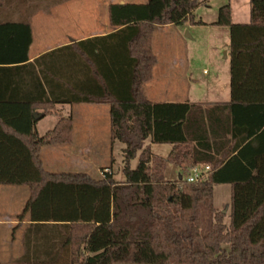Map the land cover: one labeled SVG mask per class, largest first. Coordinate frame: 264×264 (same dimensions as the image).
I'll list each match as a JSON object with an SVG mask.
<instances>
[{
	"label": "trees",
	"instance_id": "trees-1",
	"mask_svg": "<svg viewBox=\"0 0 264 264\" xmlns=\"http://www.w3.org/2000/svg\"><path fill=\"white\" fill-rule=\"evenodd\" d=\"M205 3L113 4L108 17L116 32L27 65L42 73V114L33 102H0V185L30 190L18 220L30 213L33 223L71 230L72 262L23 264H264V0H250L246 24L232 22L229 5L219 11L216 25L231 37L228 104L154 103L145 91L158 65L157 27L202 25L195 12ZM32 44L28 22L0 23V67H27ZM58 104L109 106L111 144L125 145V182L111 172L95 179L46 169L42 149L73 142L72 117L44 136L37 132ZM149 139L171 145L168 157L155 155ZM168 164L187 174L210 170L199 182L168 181ZM222 185L231 187L229 225L213 205Z\"/></svg>",
	"mask_w": 264,
	"mask_h": 264
},
{
	"label": "rangeland",
	"instance_id": "rangeland-1",
	"mask_svg": "<svg viewBox=\"0 0 264 264\" xmlns=\"http://www.w3.org/2000/svg\"><path fill=\"white\" fill-rule=\"evenodd\" d=\"M149 0H8L7 8L0 13L2 15L16 14L19 20L31 21L33 23L36 15H42V19L49 20V16L56 13H72L73 15H82L83 20L91 23L94 20V15L98 17V24L101 25L103 21L104 8L108 3H129V4H146ZM199 2L207 1L201 5L195 12V19L203 22L202 25H192L189 22L176 26H162L157 28L155 35L156 54L159 58V66L156 71V80H161L162 70L169 65L172 60L170 55L165 57L163 54H170L171 52L179 53L180 64L178 63L175 78L177 83L175 85L165 86L169 87L166 91L161 90V81H159V93L156 96H151V99H159V101H169L172 96L175 97H190V99H199L201 96L209 91L217 92L221 98L230 95V58L226 54H230V29L216 25L219 19V11L222 7L229 5L233 7L234 15L232 22L234 24H246L250 22L251 18V4L250 0H197ZM57 3H71V4H90V8H83V10L76 9L71 11H58L51 7ZM16 10H11V9ZM13 12V13H12ZM85 16V17H83ZM81 18V19H82ZM70 22V21H69ZM96 22V21H95ZM170 92V93H169ZM153 97V98H152ZM179 99V98H178ZM202 99V98H201ZM89 108V109H86ZM91 108V109H90ZM104 110L107 106L102 107ZM92 107L75 108V116L77 121L79 115L87 113ZM96 115V113H95ZM55 118L49 117L41 119L38 123L37 130L41 135H45L47 131L53 129ZM109 124L103 120L101 122L90 123V126L100 127L97 140V145L93 148L77 149L75 154L69 155L70 147L61 146L50 150H57L59 153L56 157L48 158L47 154L43 156L47 163V167L51 171L56 172H85L90 174L95 179L104 177V172H111L114 179L119 182H125L126 178L123 172L124 155L123 150L125 145L119 141L111 144V136L109 131L106 133L104 126ZM76 142H79L77 140ZM146 146L152 148L155 155L167 157L171 152V145L153 144L151 140H147ZM139 164V156L132 161V168L136 169ZM47 169V168H46ZM180 176L186 180L188 174L182 172L180 168L175 165L168 164L165 170V178L168 181H177ZM14 190H20L22 193L28 191L25 187H11L0 186V207L5 214L10 211H19L21 207V193L19 195L13 194ZM214 208L219 211H227L225 224H230V206H231V188L223 185L215 188L214 191ZM9 218V217H8ZM2 227L0 226V230ZM13 233V232H12ZM11 235V234H10ZM3 237V236H1ZM7 237V236H6ZM5 241V235L3 237ZM2 242H0V250H8ZM12 251L2 252L3 261L0 264H23V262L13 261V256L18 254L17 247H13Z\"/></svg>",
	"mask_w": 264,
	"mask_h": 264
},
{
	"label": "crops",
	"instance_id": "crops-1",
	"mask_svg": "<svg viewBox=\"0 0 264 264\" xmlns=\"http://www.w3.org/2000/svg\"><path fill=\"white\" fill-rule=\"evenodd\" d=\"M113 4H127V3L121 2V3H113ZM113 4L112 3L106 4V7L104 8L105 12L103 15V21L101 25L97 23L98 22L97 15H94V20L96 22L93 21L91 24L83 20L84 18H82V15H73L72 13H64V14L56 13L49 16L50 18L49 20L47 19L43 20L42 19L43 16L39 14L34 17L33 23L31 21L19 20L16 14L13 15L4 14L0 16V23L28 22L32 26L33 44L29 51L30 61L26 65H24L27 66L29 64L34 63L37 59L41 58L42 56L56 49L68 46L73 43L90 40L96 37L108 36L116 32L117 30L110 26L109 17H108L109 7ZM51 7H53V9L55 8V10L58 11L72 12L73 10L76 9L83 10V8H90L91 6L90 4L57 3V4H53ZM6 8H7V3L0 10V13H2V11H4ZM11 10H16V9L14 8ZM231 12L233 17L234 11L232 6H231ZM155 35H156V31H155ZM155 38L156 37L154 36V51H156ZM163 55L165 57H167V55H170L169 57L172 60V62L169 65H167L164 70H162L161 80H159L161 81V90L166 91L165 88L169 89V87L167 86L175 85L177 83V79L175 78L177 72L176 69L178 67V63L180 64L179 60L182 57L180 56L179 53L176 52H171L170 54L164 53ZM226 55L227 57L230 58L229 52ZM158 66H159V58H158V65L154 69V78L150 83H148L145 86V91L147 93L148 98L154 103H174V104L189 103V104L214 106V105L228 104L231 100V87H230V95L227 93L226 96H222L221 98L219 97L218 94H216L217 92H213V90H209L204 94V96H201L202 99L201 98L190 99V97H185L184 95L183 97L180 98V97H175V95L172 94L170 95L172 96V99H170L169 101H159V99L152 100L151 96H156L159 93V84H158L159 81L156 80L157 79L156 71L158 69ZM40 82H42V73L40 68H36L35 70V68H32L30 66L21 67L19 69L12 67H0V102L2 103L33 102L34 104H37L40 108L38 110V114H42L43 111L41 104H42L43 95H42V86ZM164 84L167 85L165 86V88L163 87ZM62 91H64L63 88L59 90V92ZM49 95L50 94L47 93L48 97ZM104 106L106 105L58 104L55 106L53 113L45 117V118H49V117L55 118L54 127L61 118L72 117L74 124L73 142L70 145H66L71 149V152H69L70 156L71 154L72 155L75 154L77 152V149L80 148L89 149L97 145L98 142H96L95 140H97V134L98 132H100L99 131L100 127L98 126L94 128L93 126L89 125L90 123L101 122V120H103L109 123L104 126L105 129L104 131L106 133L109 131L110 133L111 131L110 108L109 106H107L108 109L104 110V108H102ZM79 107H92V109L94 107V109L96 110H88L87 113L89 114L92 113L91 115H88L86 113L79 115V120L77 121L74 112H75V108L79 109ZM40 120L38 121V123L40 122ZM253 120L254 119H250L249 122H253ZM38 134L42 136L40 132H38ZM77 140H79V142H76ZM55 147H61V146H46L42 149L41 156L45 164V167L47 168L48 171L52 173L88 174L85 172L51 171L47 167V163L43 158V156L47 154L49 159L56 157V154L59 152L57 150H50ZM150 149L152 150L151 147ZM180 179H184V177L180 176ZM25 188L28 189L27 192L24 190H21L23 191L22 193L20 192V190H14L15 192H13V194L17 196L19 195V193H21V201H20L22 207L21 210L16 212L10 211L9 214H5L6 212H3L2 208L0 207V226L2 227L1 228L2 230H0V242H2L6 247H8L7 248L8 250H4V251L11 252L12 251L11 249L16 245L18 254L16 256L14 255L13 258H11V255L9 256L10 259H13V261L16 262H72V255H71L72 247L71 244L69 243L71 230L68 227H66V225L62 223L36 224L31 222L30 213L26 215L23 221L18 220V216L24 211L30 199V190L28 187ZM4 235H5V241H3ZM4 251L2 249L0 250V260L2 261H3L2 252Z\"/></svg>",
	"mask_w": 264,
	"mask_h": 264
},
{
	"label": "built area",
	"instance_id": "built-area-1",
	"mask_svg": "<svg viewBox=\"0 0 264 264\" xmlns=\"http://www.w3.org/2000/svg\"><path fill=\"white\" fill-rule=\"evenodd\" d=\"M210 170V167H205L204 169L201 168H194L191 170V172L188 174L186 180L189 183H195L199 182L204 179L207 172Z\"/></svg>",
	"mask_w": 264,
	"mask_h": 264
},
{
	"label": "water",
	"instance_id": "water-1",
	"mask_svg": "<svg viewBox=\"0 0 264 264\" xmlns=\"http://www.w3.org/2000/svg\"><path fill=\"white\" fill-rule=\"evenodd\" d=\"M36 118H38V116L36 115ZM224 213L226 214L227 213V211H224Z\"/></svg>",
	"mask_w": 264,
	"mask_h": 264
}]
</instances>
